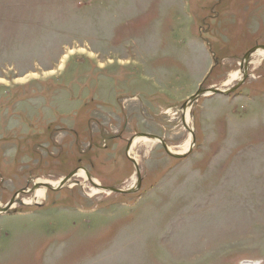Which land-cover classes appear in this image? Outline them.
I'll return each instance as SVG.
<instances>
[{
    "label": "rangeland",
    "instance_id": "1",
    "mask_svg": "<svg viewBox=\"0 0 264 264\" xmlns=\"http://www.w3.org/2000/svg\"><path fill=\"white\" fill-rule=\"evenodd\" d=\"M255 46L264 0H0V264H264V57L156 141ZM78 169L134 191L24 203Z\"/></svg>",
    "mask_w": 264,
    "mask_h": 264
},
{
    "label": "water",
    "instance_id": "2",
    "mask_svg": "<svg viewBox=\"0 0 264 264\" xmlns=\"http://www.w3.org/2000/svg\"><path fill=\"white\" fill-rule=\"evenodd\" d=\"M256 48H253L251 50L248 51V53L245 55L244 58H247L251 53H253L256 49ZM261 48H264V47H261ZM246 76H243L242 80L240 81V83H238L236 86L232 87L231 89H227V90H219V89H216V88H213V89H206V90H200L198 91L196 94H194L189 100L186 101V103L183 104L182 106V109L184 110L186 108V106L193 102L194 100H196L199 96H207V95H210V94H219V95H228L229 93L233 92L234 90H236L238 88V86L244 81ZM191 140H192V147L194 145V135L191 131ZM139 137H145V138H153L151 137L150 135H146V134H140ZM161 142L162 144V147L165 149L166 153L171 156V157H174V158H181V157H184L185 155H187L189 151H187L185 154H172L170 153L168 150H167V147L166 145L164 144V142H162L160 139H157ZM131 143H132V140L128 142L127 144V150L128 148H130L131 146ZM132 162L135 164V162L132 160ZM77 170L73 171L70 175L66 176L65 178H63L61 180V182L59 183L58 187L57 188H60L62 186H64L75 174H76ZM135 172H136V177H137V186L139 187L140 185V181H141V178H140V173H139V170L138 168L136 167V164H135ZM88 179L89 176H87ZM37 186V185H36ZM46 188H50V187H46ZM100 189H102L104 192H110V193H119V194H124V193H131L132 190H121V189H115V188H104V187H98ZM50 189H56V188H50ZM14 204V198L11 199L6 205L3 206V208L0 210V213H5L7 212L11 207L12 205Z\"/></svg>",
    "mask_w": 264,
    "mask_h": 264
},
{
    "label": "bare ground",
    "instance_id": "3",
    "mask_svg": "<svg viewBox=\"0 0 264 264\" xmlns=\"http://www.w3.org/2000/svg\"><path fill=\"white\" fill-rule=\"evenodd\" d=\"M253 53H255V56H258V57H264V49H256ZM252 53V54H253ZM251 54V55H252ZM245 72V71H244ZM244 72H243V75H244ZM242 74V73H241ZM241 74L240 73H237V72H235V73H231L230 74V76H229V78H230V80H235V79H237V78H239L240 76H241ZM243 77V76H242ZM183 114H184V124H185V126L187 127V129H189L190 130V133H191V128L189 127V105L183 110ZM138 139H140V138H138V137H136L134 140H133V142L131 143V148L134 146V144H136V141H138ZM142 139H143V141L145 142V143H148V141H146L145 139L146 138H144V137H142ZM157 142H160L159 140H156ZM131 148L129 149V151H128V157L129 158H131V159H133V155H132V153H131ZM192 148V140H191V135L189 136V139H188V141L187 142H185V144H183L182 145V147H180V149L178 150V151H176V150H173V148H170V147H167V150L170 152V153H172V154H185L187 151H189L190 149ZM79 171V170H78ZM77 171V172H78ZM78 175H80V176H83L84 178H85V171L83 170V171H81V172H78ZM82 177V178H83ZM61 182V180H59V181H57V182H49V181H42V182H37L36 184H41V185H43V186H40L39 188H37L36 190H35V192L33 193V197L31 198V199H29V200H27V201H24V203L25 204H31V203H34V202H39L38 200L39 199H42L43 198V196H44V194H45V190H46V187H50V188H56V187H58V185H59V183ZM93 183H95V185H97L96 187L97 188H95V190H93L92 192H93V194H95V193H97V192H100V191H103L102 189H100V188H98V184L95 182V181H93ZM12 207H13V205H12ZM11 207V208H12ZM3 207L2 206H0V210L2 209Z\"/></svg>",
    "mask_w": 264,
    "mask_h": 264
}]
</instances>
